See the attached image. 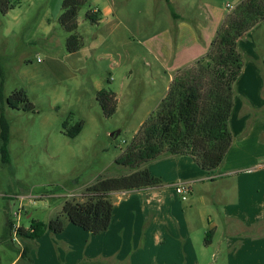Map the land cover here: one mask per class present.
<instances>
[{
    "label": "rangeland",
    "instance_id": "rangeland-1",
    "mask_svg": "<svg viewBox=\"0 0 264 264\" xmlns=\"http://www.w3.org/2000/svg\"><path fill=\"white\" fill-rule=\"evenodd\" d=\"M62 2L8 0L7 12L0 11V115L9 127L6 163L0 155V264H25V245L37 264H175L179 237L164 230L162 243L155 245L145 236L153 227L148 192L111 197L123 214H116L108 235L95 237L69 223L62 233L47 230L36 242L17 235L32 219L47 223L61 214L66 199L81 201L98 178L130 173L115 160L165 95L173 71H164L150 53L174 38L165 0H88L77 16L82 45L75 53L67 52L68 34L59 24ZM193 2L221 15L231 10L227 4L235 5L234 0H170L178 13ZM89 11L98 12L97 22L86 17ZM182 40L171 43L178 63L204 47L199 41L198 49L181 53ZM161 52L166 55V49ZM102 89L116 95L117 110L110 118L96 100ZM18 90L26 92L33 110L7 106ZM78 123L80 133L67 136ZM204 239L205 232L197 231L191 243L199 248Z\"/></svg>",
    "mask_w": 264,
    "mask_h": 264
},
{
    "label": "crops",
    "instance_id": "crops-1",
    "mask_svg": "<svg viewBox=\"0 0 264 264\" xmlns=\"http://www.w3.org/2000/svg\"><path fill=\"white\" fill-rule=\"evenodd\" d=\"M240 1L227 4L231 10L222 15L195 2L187 3L183 13H171L172 24L167 28L170 34L174 33L175 42L183 37L181 53L197 48L199 41L204 47L197 56L184 54L179 63L177 48L171 49L173 40L162 41L160 44L165 47L150 52L164 71L173 69L166 93L178 70L190 67L207 53L226 15ZM161 48L164 53L166 49V55H161ZM236 49L242 70L233 86L234 103L229 118L232 143L220 167L207 173L189 156L163 158L150 163L148 170L166 182L162 181L164 186L156 188L160 189L158 192L152 190L155 188L135 191L151 193L147 202L153 204V227L145 236L155 245L162 243L164 230L181 239L182 246L173 259L175 264H264V22L239 39ZM170 186L187 188L188 197L181 199L184 204ZM116 194L124 193H112L111 197ZM117 213L122 212L113 205L109 228L95 237L112 233ZM197 231L205 232L199 248L191 243ZM30 254L33 264H37L34 252Z\"/></svg>",
    "mask_w": 264,
    "mask_h": 264
},
{
    "label": "trees",
    "instance_id": "trees-1",
    "mask_svg": "<svg viewBox=\"0 0 264 264\" xmlns=\"http://www.w3.org/2000/svg\"><path fill=\"white\" fill-rule=\"evenodd\" d=\"M87 2H62L59 24L68 34L65 42L68 53H75L81 48V39L76 34L77 16ZM165 2L173 13L170 0ZM8 9V0H0V11L5 13ZM97 13L89 11L86 17L97 22ZM262 22L264 0H241L226 15L207 53L190 67L177 71L165 97L115 160L117 165L128 167L130 173L120 177L98 178L85 190L81 201L66 199L61 214L54 215L47 223L32 219L29 228H18V237L35 241L47 230L62 233L66 223L92 235L105 232L113 213L112 193L164 186L162 180L148 170V165L161 157L189 156L202 171L210 173L218 169L232 143L229 118L234 103L233 86L242 70L237 41ZM96 100L106 118L116 113L117 100L112 91H98ZM6 104L14 110L21 107L25 111L33 110L23 90L15 91L7 98ZM81 130L82 123H78L66 134L75 138ZM8 134V123L1 114L0 155L3 163L8 160ZM8 225L11 227L10 223ZM31 251L30 246H24L21 258L25 264H33Z\"/></svg>",
    "mask_w": 264,
    "mask_h": 264
},
{
    "label": "built area",
    "instance_id": "built-area-1",
    "mask_svg": "<svg viewBox=\"0 0 264 264\" xmlns=\"http://www.w3.org/2000/svg\"><path fill=\"white\" fill-rule=\"evenodd\" d=\"M176 190V193L181 197V199L184 201L186 200V196H187V193H188V190L186 187L184 186H178L175 188Z\"/></svg>",
    "mask_w": 264,
    "mask_h": 264
}]
</instances>
